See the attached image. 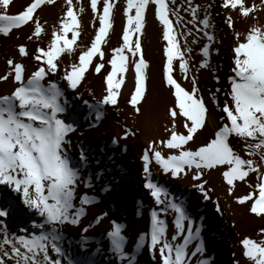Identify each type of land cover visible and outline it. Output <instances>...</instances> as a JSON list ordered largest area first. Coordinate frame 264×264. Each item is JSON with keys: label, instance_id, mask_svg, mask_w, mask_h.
<instances>
[{"label": "snow or ice", "instance_id": "obj_1", "mask_svg": "<svg viewBox=\"0 0 264 264\" xmlns=\"http://www.w3.org/2000/svg\"><path fill=\"white\" fill-rule=\"evenodd\" d=\"M99 3L100 0H90L91 10L97 14L98 27L88 44L77 46L78 38H82L83 25L73 10V0H66L65 14L52 26L46 48L38 47L33 54L27 45L18 46L19 57H32L39 62L35 70L29 74L22 60L12 57L6 61L9 71L0 75V82L11 79L15 85L10 94L0 96V185H6L19 194L23 204L42 218L41 222L32 225L39 232L30 236L9 235L6 226L0 230V264H64V261L78 264L68 258L62 247V226H78L87 214V207L98 200L87 192L77 197L80 184L85 188L93 186L92 178L83 176L87 161L83 149L79 163L70 154L69 137L77 130V125L66 119L68 100L65 90L58 82L48 78L61 71L64 64L61 57L65 53L73 56L78 52L76 61L63 68L62 79L72 91L79 88L90 68L94 74H101L103 70L106 95L96 105L90 106L95 119L99 121L103 118L104 106L118 104L125 74L131 71L134 74V91L130 94L129 103L137 115H142L137 105L146 102V70L149 64L142 52L140 36L150 5L154 6L155 18L162 25V37L167 42L163 49L166 62L162 69V80L174 101L168 109L171 123V127H165L168 137L159 143L150 141L142 155L145 188L149 190L157 208L150 212V231L141 233L137 239V250L147 245L153 259L159 253L161 264H191L192 259L198 254L202 255L205 250L202 229L195 226L183 201H177L166 187L152 179L150 168L153 163L173 178L183 179L191 175L195 182L193 187L206 200L211 198L210 193L214 191L206 187L209 185L206 177L212 171H221L229 196H234L237 182L247 183L253 191L235 197L236 203L247 205L250 214L264 219V23L260 21V15L264 14V0L258 3L256 0H221L220 7L228 13L225 23L233 30L235 38L234 75L229 78L230 92L227 93L230 102L225 101L221 106L213 95V104L225 115L211 137L196 148H192L190 142L194 143L197 135L206 129L210 110L200 94L195 76L191 77L192 87L189 90L173 75L174 62H178L183 80H189L190 56L186 58V54L192 52L188 37L193 36L192 29L186 25L185 31H177L183 18L179 15V9L170 7L175 5L176 0H126L124 15L127 23L122 30V44L112 49L110 55L102 46L108 44L109 32L113 29L115 5L111 0H102V14H98ZM186 3L188 7L185 10L192 17L187 23L192 24L197 32L202 31L208 41L201 49L204 59L199 65L200 68H208L212 44L216 41L214 31H208L214 29L210 13L206 11L199 21L203 27H197V13L201 6L193 4V0H186ZM12 4L13 0H0V35L8 37L13 30L30 24L33 32L28 37L29 41L33 38L39 40L42 34H48L47 22H41L38 10L44 6H54L56 0H29L22 10L9 14ZM211 7L209 4L208 8ZM79 11L83 13L84 8L81 6ZM170 17H176L175 24ZM249 20L253 23L246 32L236 30L238 21ZM178 36L183 37V45ZM191 43L197 44L198 40L193 38ZM178 121L181 123L178 124ZM180 127L184 131H179ZM128 135L135 133L126 130L123 138L127 139ZM232 139H237L243 147L236 150ZM252 173L256 174L257 179L254 188L246 180ZM220 210L217 202V211ZM169 212L175 214V234L170 239L165 219ZM8 214V208L0 207V218H6ZM106 215L103 213L96 217L94 223L99 224ZM112 224L113 230L107 233L111 251L122 261L128 259L130 264H134V257L124 251L127 237L122 233L126 226L115 221ZM83 231L87 232L88 228ZM194 241L199 243L190 252ZM240 243L242 254L249 264H264V228L256 233L255 238L245 236ZM53 255L57 258L54 259ZM198 264H210V261L201 259Z\"/></svg>", "mask_w": 264, "mask_h": 264}, {"label": "bare ground", "instance_id": "obj_2", "mask_svg": "<svg viewBox=\"0 0 264 264\" xmlns=\"http://www.w3.org/2000/svg\"><path fill=\"white\" fill-rule=\"evenodd\" d=\"M210 1L213 5V12L211 11V24L214 25V29L211 28L210 30H212V32L214 31L216 41L212 44L211 48L210 61L212 68H206L207 70L205 72L207 74H204L203 79L201 78V80L205 82V85L203 84L204 87H202V91L204 92L202 93L203 98L210 113L206 129L197 135L194 143L190 142L192 148H196L205 143L222 123L221 117L225 114L219 111L213 104L212 97L215 95L221 106H223L225 101L230 102V96L227 95V93L230 92L229 78L234 75L232 68L234 67L233 48L235 46V38L233 30L225 23L228 13L220 7L221 0ZM256 2L258 3L259 0H256ZM10 8L9 14H16L22 10V8L18 6L14 11H11ZM39 11L40 10H38V13ZM115 17L116 15L114 18ZM260 21L264 23V14L260 15ZM251 23H253L251 20L238 21L236 30L242 33L246 32ZM29 26H31V24L23 26L21 29L13 30L8 37L0 35V46L2 44L6 45V50L8 52L5 59L0 63V75L9 71L6 63V59L10 58L9 55L15 57L17 60H22L29 74L34 71L39 64V62L35 61L32 57L21 58L18 53H16L17 50L14 52V50L17 49L18 41L16 42L17 44L15 43L7 46L11 37L20 34L29 28ZM89 29L90 28L83 29L82 38H78L77 46L82 47L84 44L90 42L87 41ZM158 31L157 34H159ZM109 35H111V30ZM154 35L151 36V43L149 45L150 52L144 54L142 51L146 62L149 64L146 70V102L142 101L137 105L142 109V115H137L135 113L129 103L130 99L127 101V98H129L130 94L134 91V74L131 71L125 74V84L121 87L122 95L118 97V104L115 106H104V115L99 121L95 119V113L90 106L96 105L97 102L101 101L104 95H106V91L101 90L100 87L102 83L104 84V80L102 79L99 85V81L95 80L97 76H91L93 71L90 68L85 74L86 78L79 88L76 91H72L68 89L66 81L62 79L63 68L71 62L76 61L78 52L73 56H69L65 53L61 57L64 61V64L61 65V71L58 72L57 75L48 78L58 82L65 90V96L68 100L67 120L74 121L77 125V130L71 133L69 138L73 139V137H76L80 140V142H74V146H72L73 144L71 142L70 154L76 155L77 163H79L81 149H83L87 158L83 176L86 178L91 176L93 185L90 188L91 191L94 190V186H98L100 190L106 188V190L113 192V196L126 206L135 218L133 221V230L127 237L124 249L130 257H134V264H142V260H146L149 264H161L158 252L156 253L155 259H153L147 245L139 250L136 248V242L141 233H148L150 231V212L157 208L155 200L150 195L149 190L145 188L146 174L144 172L142 155L148 148L150 141L155 140L159 143L161 140H165L168 137L165 127H171L168 109L172 106L174 101V97L171 96L162 80V69L166 62V57L163 51H157L158 49L156 50L151 47L153 45L152 42L158 41L159 38L158 36L154 37ZM69 38H71V33H69ZM49 42L50 41H48V43ZM166 43L165 41L164 47ZM115 47V44L112 43L102 46L108 55H110L111 50ZM29 51L35 54L34 48L31 50L29 49ZM106 67L110 68V65ZM175 68L176 65L174 64V77L178 79V82H181L183 87L190 90L192 86L186 80H183L182 77L176 76ZM157 79L159 82H156ZM14 87L15 85L11 79L7 82H0V96L10 94ZM217 89H219V91H217ZM157 94L159 95L161 103H159L157 108H150L148 102L158 99ZM85 101L88 103L85 104ZM144 107H146V109H144ZM178 122L181 123V121ZM126 130H131L135 135H128L127 139H124L123 137L125 136ZM178 130L181 132L184 131L182 127ZM114 140H116L117 143H113ZM232 144L235 148L236 145L240 146V148L243 147L237 139H232ZM165 151H167V149H165ZM242 155H244V153H242ZM150 171L154 181L166 187L170 195L175 197L177 201H183L186 211L195 222V226H199L202 229L201 237L205 250L202 255L198 254L197 257L193 258L191 264H195L197 260L199 261L204 257L206 260L210 261V264H236L237 261H239V264H249L242 254L240 242L245 236L255 238L256 233L261 228H264V219L250 214L249 211H247L248 208L245 210V205L236 203L235 197L239 196L240 193L239 182H237L234 196H229L227 194L228 186L222 178L221 171H212L206 177L209 180V185L206 187H210L214 189V191L210 193L211 198L206 200L204 195L193 187L195 182L191 179V175L183 179L173 178L170 175L164 174L159 166L154 163ZM248 178L249 181L251 180L254 182L256 174L252 173ZM93 195L97 197L99 202L98 196L96 194ZM16 196V192L11 188L6 185H0V207L8 208L10 211L14 205L19 203L22 210L27 212L26 215L29 216L30 214L28 213L34 212L23 204L20 195H18V200ZM98 202L90 207H94ZM217 202L221 209L219 212L217 211ZM243 212L246 213V215L243 214ZM241 213L245 215L243 216L244 218L240 217ZM174 215V213L169 212L167 217H165L168 222V233H171L172 229L175 230L173 226ZM35 216L38 215L35 214ZM7 218L8 216L6 218H0V225H2ZM259 220L262 221L260 224L258 223ZM171 234L168 236L169 239L172 236ZM180 240H182V237ZM129 242L130 244H134L132 248L127 247ZM197 243H199V241H194L189 251H191ZM132 249L133 251L130 253ZM119 260L120 262L122 261L120 258ZM123 261H125L124 264H130L128 259Z\"/></svg>", "mask_w": 264, "mask_h": 264}, {"label": "rangeland", "instance_id": "obj_3", "mask_svg": "<svg viewBox=\"0 0 264 264\" xmlns=\"http://www.w3.org/2000/svg\"><path fill=\"white\" fill-rule=\"evenodd\" d=\"M13 1H14L13 4L10 5L11 11H14L17 6L23 8L29 2V0H13ZM111 2L115 5L113 11H114V16L116 15V17L114 18V25H113V29L111 30V35H109L108 43L115 44V46L118 47L122 44V30L124 28V25L126 26L127 23V18L124 15L126 0H111ZM193 4H199L201 6L199 12L197 13L196 26L202 28L203 26L199 24V21L204 18L206 11L210 13V21H211L213 5L210 0H193ZM209 4L212 5L210 9L208 8ZM81 6L84 8L83 13L79 11V8ZM66 7H67L66 0H56V4L54 6L42 7V9L38 13V16L41 19L42 23L45 21L47 22L45 26L47 28L48 34L47 35L42 34L39 40L33 38L32 41H29L28 37L33 32V26L31 25L29 26V28H27L20 34L11 37L7 46L11 44H15L18 41L17 42L18 44L16 43L17 49L19 44L20 45L24 44L27 45L28 49L30 50L34 48V53H36L37 47L47 46L48 41H50V35H51L50 33L52 31V26L56 25V22L58 23L59 19L63 17L66 11ZM170 7H175L179 9V15L180 17L183 18V22L177 26V31L178 32L185 31V25L187 28L192 29L193 31V36L188 37V45L192 48V52L190 54H186V58L190 56L189 66L191 70L189 74V80L186 81L192 86L191 77L195 76L197 79V84L200 90V94H202L204 93L202 91L203 90L202 87H204L203 84L205 85V82H203L201 78L203 79L204 74L205 75L207 74L205 72L207 69L200 68L199 65L204 59L203 56L201 55V49L206 43H208V41L203 36L202 31L197 32L196 28H194L192 24L187 23V21L191 20L192 17L190 13L185 10L188 7L186 0H176L175 5L174 6L170 5ZM73 10L77 14L78 19L82 21L83 29L90 28L89 33L87 34L88 37L87 41H90L94 37L95 28L98 27V20L96 19L97 14H94L91 10L90 0H79V3H77V0H73ZM98 14H102V0H100V3L98 4ZM133 14H134V10H133ZM170 19H172L175 24L176 17H170ZM210 29H208V31L212 32V30ZM157 31L159 34H157ZM161 31H162V25H160L159 21L155 18L154 6L150 5L149 8L146 10L145 28L143 29L142 35L140 36V39L142 40L141 45L143 47L142 51L144 52V54H148L150 52L149 45L151 43V36L154 34H155L154 37L158 36L159 38L158 41L156 40L155 42H152L153 45L151 47L156 50L158 49L157 51H163L165 41L162 38ZM193 38L198 40L197 44L193 45L191 43ZM133 39H135V37H133ZM178 39L180 40L181 45H183L184 43L183 37L178 36ZM6 48L7 47L4 44L0 46V63L5 59L8 53ZM17 49H15L14 52ZM9 57L12 58L13 56L9 55ZM174 64L176 65L175 68L176 76L182 77V74L180 73L178 68V62H174ZM209 67L212 68L211 61ZM91 76L93 77L97 76L95 80L99 81V85H100V81L102 79L104 80V71L102 70L101 74L93 73L91 74ZM156 82H159L158 79L156 80ZM102 85L100 86L101 90H105L106 87L105 83L104 84L102 83ZM157 97L158 99L151 100L148 102V106L150 108H157L159 106V103H161L158 94ZM128 99H130V96L129 98H127V101ZM144 109H146V107H144ZM67 118L68 116H66V119ZM70 140L73 144L72 146H74V142L75 143L80 142V140L76 137H73V139L70 138ZM236 148L237 150H240V146L236 145ZM71 156L73 157V160L77 162V156L72 154ZM246 180L248 181V183L253 184V188L255 187V184L257 182L256 178L254 179V182L251 180L249 181L248 177L246 178ZM239 188H240L239 196H243L248 192L253 191V189H250L247 186V183L245 182H239ZM85 192H87L89 195L96 194L99 198V202L94 207L93 206L87 207V214L81 219L78 226H73L70 224H65L64 226H62V234H63L62 247L65 249L68 258L78 262V264H124L125 261L120 262L116 254L111 251L110 241L108 239L107 233L113 230L112 222L115 221L116 223L126 226L123 229L122 234L128 237L130 232L133 230V221L135 218L130 213L129 209L126 206H124L120 201H118L115 196H113V192L106 190V188L100 190L98 189V186H94V190L91 191L90 188H85L83 184H80L77 190V197H79V195ZM16 195L18 200L19 194L16 193ZM247 208H248L247 205H245V210ZM26 213H27L26 211L24 212V210H22L20 204L17 203V205H14L10 209L8 218L5 220V222L2 225H0V230H2L6 226L9 235H16V236L19 235L30 236L33 233H38L39 230L33 228L32 225L34 222L35 223L41 222L42 218L39 216H35L36 214L35 212L28 213L30 214L29 216L26 215ZM103 213H107V215L104 216V218L100 221L99 224H95L94 221L96 217L101 216ZM243 214L246 215V213L244 212ZM243 214L242 213L240 214L241 218H244L243 216L245 215ZM20 216L23 218H21ZM261 222L262 221L260 220L258 221L259 224ZM84 228H88V231L84 232L83 231ZM21 229H27L28 231L23 232L21 231ZM171 233H168V236L170 234L174 235L175 230L172 229ZM179 241L180 240H178L177 242ZM133 245L134 244H130L129 242L127 247L132 248ZM194 247L191 250H193ZM133 249L130 251V253L133 251ZM53 258L55 259L57 257L53 255ZM203 259H205V257ZM199 261L197 260L195 264L198 263ZM141 263L149 264V262H147L146 260H142ZM64 264H67V261H64Z\"/></svg>", "mask_w": 264, "mask_h": 264}]
</instances>
